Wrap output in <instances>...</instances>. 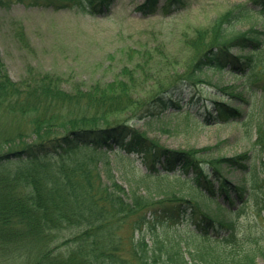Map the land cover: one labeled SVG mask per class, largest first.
<instances>
[{
  "label": "trees",
  "instance_id": "obj_1",
  "mask_svg": "<svg viewBox=\"0 0 264 264\" xmlns=\"http://www.w3.org/2000/svg\"><path fill=\"white\" fill-rule=\"evenodd\" d=\"M113 2L0 0V5L108 16ZM159 3L144 0L137 10L152 15ZM179 3L183 0H166L163 8ZM251 17L260 26L236 28ZM206 27L196 39H182L195 55L178 62L181 70L171 65L161 77L147 75L152 59L144 54L150 51L131 49L139 57L134 68L131 59L117 77L71 89L49 73L31 83L12 80L0 52L2 264L8 255L27 264H259L264 235H253L241 221L252 214V202L259 214L264 208V120L252 125V102L264 104V0L234 4ZM216 72L220 76L213 79ZM226 73L244 78L242 90L221 84ZM140 119L160 133L191 120L203 127L235 123L243 127L249 149L226 155L209 145L170 148L138 128ZM115 146L128 157L149 159L143 177L154 187L119 181L107 156ZM230 170L242 176H228L234 175ZM25 238L39 248L19 242Z\"/></svg>",
  "mask_w": 264,
  "mask_h": 264
},
{
  "label": "rangeland",
  "instance_id": "obj_2",
  "mask_svg": "<svg viewBox=\"0 0 264 264\" xmlns=\"http://www.w3.org/2000/svg\"><path fill=\"white\" fill-rule=\"evenodd\" d=\"M143 1L114 0L108 16H83L77 8H46L22 3L0 5V52L11 79L31 83L37 74L49 73L50 76H61L66 89L83 83H103L117 77L128 60L132 59L129 65L134 68L139 57L134 56L132 50L137 48L150 51L149 54H144V58L152 59L145 65L147 75L161 77L164 70L172 69L169 66L180 65L181 70L183 63L178 62L194 57L195 53L183 45L182 39H196L197 33L204 32L213 17L231 9L234 4H252V0H183V3L166 11L163 8L166 0H160V10L144 16L137 10ZM254 18L238 23L236 28L246 29L252 23L260 26L258 18ZM138 71L136 67L135 72ZM219 76L220 73L216 72L213 79ZM243 80V77H232L230 73H226L221 78V84L237 85V90H242ZM147 81L152 82L151 79ZM144 89L142 86L139 92ZM261 100L257 98L255 107L252 102V125L258 118L264 120V104ZM209 105L208 109L211 110L212 105ZM138 121V128L148 130L151 136L157 137L170 148L195 146L203 150L209 145L216 153L226 155L249 149L243 127L235 123L203 127L191 120L187 125L183 123L173 126L170 133H160L157 128L151 130L145 119ZM254 139L255 135L252 141ZM127 155L125 150L118 152L116 146L107 153L119 181L124 186L131 183L141 188L147 185L154 187V183L143 177L149 159L136 154L130 155V158ZM134 166L140 167L141 172ZM229 173H234L229 175L226 172L234 178L242 176L239 170H230ZM247 209L250 211L249 205ZM188 222L191 224L192 220ZM186 224L184 219L180 225ZM241 224L244 225L243 228L248 227L253 235H264V208L259 214L252 202V214L243 215ZM262 237L259 243L260 249L264 250V236ZM19 242L39 248V244L29 238ZM257 259L259 264H264V256L259 255ZM26 261L28 259L19 262L8 255L5 264H27Z\"/></svg>",
  "mask_w": 264,
  "mask_h": 264
}]
</instances>
